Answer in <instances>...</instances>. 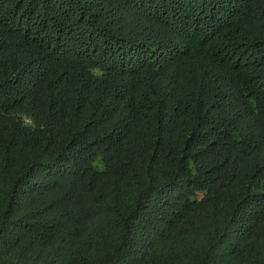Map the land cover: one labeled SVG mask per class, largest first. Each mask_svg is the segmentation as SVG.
Returning <instances> with one entry per match:
<instances>
[{
  "label": "trees",
  "instance_id": "1",
  "mask_svg": "<svg viewBox=\"0 0 264 264\" xmlns=\"http://www.w3.org/2000/svg\"><path fill=\"white\" fill-rule=\"evenodd\" d=\"M0 264H264V0H0Z\"/></svg>",
  "mask_w": 264,
  "mask_h": 264
}]
</instances>
